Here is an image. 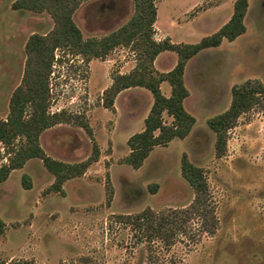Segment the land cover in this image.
<instances>
[{
  "label": "rangeland",
  "instance_id": "1",
  "mask_svg": "<svg viewBox=\"0 0 264 264\" xmlns=\"http://www.w3.org/2000/svg\"><path fill=\"white\" fill-rule=\"evenodd\" d=\"M16 1L0 0V118L4 119L24 75L28 40L54 27L48 12L16 10ZM236 1L156 0L155 38L198 43L231 19ZM135 9V0H89L76 11L74 21L84 39H102L129 22ZM245 24L247 32L237 40H225L190 60L185 107L196 124L187 138L156 147L140 169L124 160L130 154L128 140L145 127L152 94L131 88L118 95L114 108L104 104L114 77L137 66V52L130 45L120 46L105 59L88 62L57 51L51 111L85 116L101 149L100 159L83 176L67 181L64 192L51 190L56 178L40 159L29 161L0 183V264H264V114L241 116L229 130L220 157L217 135L209 126L231 106L234 86L249 81L264 84V0H249ZM177 62L175 52H165L155 65L167 72ZM162 91L171 94L168 82ZM164 119L173 123L168 113ZM40 140L49 156L66 163H80L93 151V140L76 125H57ZM7 151L0 145V167L8 163ZM185 155L204 169L208 179L206 216L187 217V232L182 230L174 242L168 235L149 241L127 217L148 208L157 213L181 209L193 202L195 193L182 175ZM24 174L31 178L30 189L23 186ZM154 184L159 186L155 193L150 189Z\"/></svg>",
  "mask_w": 264,
  "mask_h": 264
},
{
  "label": "trees",
  "instance_id": "2",
  "mask_svg": "<svg viewBox=\"0 0 264 264\" xmlns=\"http://www.w3.org/2000/svg\"><path fill=\"white\" fill-rule=\"evenodd\" d=\"M87 1L89 0H17L13 5L16 10L48 12L54 21V27L46 34L35 33L28 40L22 81L11 97L7 118H0V145L7 148V153L10 154L8 163L0 167V183L6 182L13 171L23 169L29 161L40 159L56 178L51 190L64 192L63 186L67 181L83 176L100 159L101 149L85 116L65 110L54 113L51 111V78L54 66L60 60L57 59V51L81 56L88 62L105 59L120 46L130 45L137 52V66L129 74L114 77L112 85L105 91L104 104L106 108H114L118 95L131 88H143L152 94L154 101L145 119V127L128 140L130 154L124 160L132 168L140 169L156 147L167 146L177 138H187L196 124L195 116L185 107V101L190 96L185 83L186 68L190 60L205 50L220 47L225 40L233 42L247 32L245 18L249 0H237L231 19L218 32L204 37L200 42L177 44L170 39L159 41L155 38L158 19L156 0H135V13L124 26L102 39H84L81 29L74 21V15ZM165 52H175L178 62L170 71L162 72L155 64L157 58ZM165 82L171 86L169 96L162 91V84ZM232 96L231 106L209 121L210 128L217 135L216 151L219 157L225 153L229 130L241 116L255 111L264 114L262 82L249 81L242 86H234ZM165 113L173 118L172 124L165 121ZM60 124L76 125L87 132L93 140V151L88 159L71 164L56 160L46 153L41 145V135ZM182 175L195 193L194 200L188 207L160 213L148 208L127 217V222L133 224L136 231L149 241L163 239L168 235L174 242L182 230L183 233L187 232L184 228L189 222L187 217L196 214L206 216L204 212L210 188L204 169L185 155L182 160ZM22 181L24 188H31L28 174L23 175ZM158 187V184H154L150 189L155 193Z\"/></svg>",
  "mask_w": 264,
  "mask_h": 264
},
{
  "label": "crops",
  "instance_id": "3",
  "mask_svg": "<svg viewBox=\"0 0 264 264\" xmlns=\"http://www.w3.org/2000/svg\"><path fill=\"white\" fill-rule=\"evenodd\" d=\"M160 56H161V55H160ZM160 56L157 58V60H156V64H157V61H158V59L160 58ZM18 170H21V169H18ZM15 171H16V170H15ZM13 172H14V171H13ZM13 172H12V173H13Z\"/></svg>",
  "mask_w": 264,
  "mask_h": 264
}]
</instances>
